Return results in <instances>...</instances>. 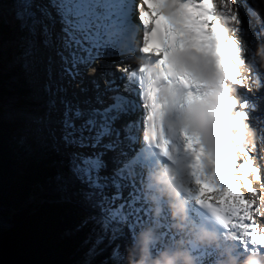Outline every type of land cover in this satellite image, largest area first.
<instances>
[{"label": "snow or ice", "instance_id": "6c2138e0", "mask_svg": "<svg viewBox=\"0 0 264 264\" xmlns=\"http://www.w3.org/2000/svg\"><path fill=\"white\" fill-rule=\"evenodd\" d=\"M17 2L19 8L14 19L22 34L19 46L26 72L43 66L51 81L58 64L60 80L66 81L56 87L50 82L44 87V96L33 97L42 101L41 112L33 118L36 131L51 141L54 151L63 150L71 176L96 198L95 206L102 213L99 222L105 232H111V239L124 235L125 228L133 239L137 228L148 219L144 170L150 171L156 162L167 161L172 166L170 170L179 176L187 170L191 182H182L180 186L203 215L225 233H236L243 252H264V231L257 222L258 217H264L260 216V206L248 199L244 191L253 197L259 196L252 174L264 182L261 175L264 157H260L262 165L257 167L252 153L241 149L249 158L236 163L233 169L236 174L224 173L211 158L200 134L184 123L189 105L206 102L210 95L206 82L198 74L199 69L211 63L217 69H232V60L243 54L242 46L234 39L228 40L222 49L216 42L222 23L235 25L237 36L245 34L244 21L233 13L228 0L219 8L213 0ZM134 16L138 17L139 24ZM138 32H142V39L135 45ZM7 47L0 22V91L5 68L3 54ZM124 51L138 52L144 62L135 68L123 69L119 78L108 73L103 88L100 81L92 79L91 88L79 89L83 99L75 92L69 98L70 85L78 80L83 84L87 70L97 60L123 55ZM117 79L126 83L121 86ZM242 84L240 81V87ZM90 91L93 95H88ZM129 94L141 101L145 145L131 156L125 146L137 139L133 135L136 126L124 118L135 111L137 103ZM239 98L241 114L251 120V112L257 105L240 95ZM223 138L228 142L226 135ZM176 139L191 158L186 165L180 158V144L174 143ZM260 142L264 144V130H261ZM153 157L160 159L154 161ZM63 185L66 191L67 182ZM205 185L216 190L213 199L206 197ZM102 240L103 237L98 238L97 244ZM193 251L201 264H207L205 257L213 256L210 250L194 248ZM111 255L122 259L118 246Z\"/></svg>", "mask_w": 264, "mask_h": 264}, {"label": "trees", "instance_id": "16d2710c", "mask_svg": "<svg viewBox=\"0 0 264 264\" xmlns=\"http://www.w3.org/2000/svg\"><path fill=\"white\" fill-rule=\"evenodd\" d=\"M7 3L18 10L17 0ZM14 17L11 23L0 16L8 44L21 37ZM20 50L17 46L12 56L20 58ZM3 62V87L14 76L19 80L15 86L20 87L13 92L2 88L0 102L11 94L15 99L11 109L38 115L41 111L35 108L41 104L33 98L32 88L36 79H27L22 61L13 66L9 53ZM25 129L18 122L3 121L0 131V264H127L125 256L117 260L111 255L118 245L111 246L110 240L97 244L104 236L100 208L98 216L84 217L64 190L63 175L71 173L63 150L54 151L44 137L25 141ZM76 191L88 206L96 203L89 190Z\"/></svg>", "mask_w": 264, "mask_h": 264}, {"label": "clouds", "instance_id": "9594fccd", "mask_svg": "<svg viewBox=\"0 0 264 264\" xmlns=\"http://www.w3.org/2000/svg\"><path fill=\"white\" fill-rule=\"evenodd\" d=\"M223 2L224 0H217V7L222 6ZM228 2L233 13L239 15L238 0ZM257 4L255 9L257 23H264V0H257ZM230 39L236 40L242 46L244 50L242 56L232 60V69H217L215 63L199 69L198 74L206 82V90L210 95L206 102L189 105L184 123L200 134L205 148L220 166V170L233 175L236 174L233 172L236 163L246 157L241 149L255 150L258 142L257 129L241 114L238 107L241 104L238 89L240 81L243 82L242 87L249 91L264 87V82H261L253 71L254 63L264 68V40L259 41L256 48L251 50L252 56L255 57L253 62L248 59L250 51L248 43L243 37L236 35L235 25L222 23L217 33V45L222 49ZM135 59L138 64L144 62L143 56H137ZM221 83L224 87H220ZM225 135L228 142L223 138ZM173 176L177 179L173 180ZM179 179L180 176L170 168L162 169L153 175L154 182L162 186V192L169 197L173 218L177 220L174 227L185 234L190 230L193 239L199 244L220 249L223 258L218 260L217 264H264V253L249 254L241 260L239 256L233 254L237 251L236 245L234 243L226 245L217 232L209 231L207 228L189 229L186 203L181 198L178 187ZM252 182L258 185L257 191L260 195L253 197L249 193L248 199L255 200L260 209H264V182L256 180L255 174H252ZM260 216L264 217V210L260 211ZM261 231H264V226L261 227ZM154 238L151 229L141 232L137 244L129 249L127 264H197L196 257L187 247L189 241L184 238L176 242L174 249L166 247L159 256L153 257L151 245ZM228 240L234 241V237L230 236Z\"/></svg>", "mask_w": 264, "mask_h": 264}, {"label": "rangeland", "instance_id": "374dc122", "mask_svg": "<svg viewBox=\"0 0 264 264\" xmlns=\"http://www.w3.org/2000/svg\"><path fill=\"white\" fill-rule=\"evenodd\" d=\"M1 8L4 9V11H5L4 13L1 11ZM1 8H0V16L4 17L5 19H7L8 21H10L12 23L13 22V15L16 12L15 9L12 8L11 6H9V4L7 3V0L6 1L5 0L3 1V4L1 5ZM134 17H133L134 18V21L137 22L136 16H134ZM20 35L22 36V34H20ZM135 39H136V41H139L140 42V38L138 39L135 36ZM20 40H21V37L18 38V40L15 41L14 43L8 44V47H7L6 51L3 54V57H5L9 53V55L12 57V60H13V66H18L20 64V62L22 61L21 56H20V58H17V57H13L12 56V55L15 54V51L17 50V46L20 45ZM139 42L137 44H135V45H138ZM131 52L132 53L126 58V60L127 61H131L132 64H133V63L136 62V59L135 58L138 56V54L135 51H131ZM253 59H255V58H253ZM117 62H118V60L114 61L113 65H115V63H117ZM38 67L34 68L31 73H28V72L26 73L25 76L27 77L28 80H29V78H32V77L37 80L40 77L39 74L41 72V68L38 69ZM102 67H106V66L105 65H102ZM102 67L99 66L98 68H95L93 71H91L89 74L87 73L85 75L83 84L80 83L79 80L76 81V82H73L70 85V87H69V92H68L69 97L71 98L72 97V93L75 92V91H77L78 89H80L81 86L88 87L89 84H90V81L92 80L91 77L93 76V74H97V80L100 81V75H102V74L104 75V72L102 71ZM256 73H257L256 77H258V79L261 82H264V68L259 67V69H257ZM41 74L44 75L46 73H43V71H42ZM118 74L119 75H122V73H120V71H117V73H115V76L118 77L119 76ZM23 76L24 75L22 74L21 77H19L20 81H22ZM98 77H99V79H98ZM41 80L44 82L43 79H41ZM17 82L19 84L18 77L14 76V78H12L11 80H6L5 87H3V88L6 89V90H8V91H10V92H13L15 89H17V88L20 87V85L18 87L15 86V85H17ZM22 82H21V86H23ZM48 83L49 82H45L44 85H40V84L39 85L38 84L32 85V88L33 89L35 88V94H36L35 96H37V95L38 96H44L45 95V93H44V87ZM100 83H101V87L102 86L104 87V85L107 83V81H104L103 83L101 81ZM241 88L244 89L243 87H241ZM244 90L245 91H243V92H245V94L246 93H249V95L248 96L245 95L244 98L245 99H248L249 101L251 100L253 102H257V107H258L257 109L264 111V87H261L259 89H255L254 88L253 91H251V92L248 91L246 88ZM90 93H91V95H93V93L91 91H90ZM10 95H7L5 97V99H3V102H0V105H2V118H3V121H6V123H9V122H18V123H20L22 125H25V127H26V129H25V141H27V142H33V139L34 138H35V140H38V139L39 140H42L43 137H41L40 135H38V133L36 131L37 125L35 124L34 119H33L35 116L34 115H31V114H27V113H22V112L19 113L20 111H17L16 109H13V108L11 109V106H13V102H15V99H13V96L12 95L10 96ZM79 96L84 97V95L83 94H80V93H79ZM36 100H37L36 102H39L40 104H42V101H40L38 99H36ZM137 107H139L138 104H137ZM137 107H136V109H137ZM35 109L38 112L41 111V107L40 108H37L36 107ZM259 117H261V119L264 120V113H261L259 115ZM124 119H130V118L126 117ZM250 123L254 127L253 121H250ZM262 130H264V129H262ZM260 143L261 142H259V145H258V148H257V152H258L257 158L258 159L260 157H264V144H262V143L260 144ZM256 165L258 167H261L260 166L261 164L259 162H257ZM66 181L71 184V185H67V192L73 197V201L72 202H74L73 203L74 206H76L77 207V210H79L78 212L81 213L84 217H86L87 214L90 217H93V216L96 217V216H98L99 215V211H100L98 209V207H96L95 204H91L90 205L91 207L88 206L85 203V201H83L82 199H80L78 197V193L76 191L77 189H83V190H89V189L85 185L81 184L79 181L75 180L70 174H67V173H65L63 175V182H66ZM257 187H258V185H257ZM244 191H245L246 196H248L249 194L247 193V191L246 190H244ZM69 194H68V196H69ZM259 195H260V193H259ZM69 201H70V198H69ZM261 210H263V209H260V211ZM257 222H258L260 228L262 226H264V219H261V218L258 217L257 218ZM124 230L127 231L128 241H126L125 239H123V237H124L123 235L122 236H119L115 240H112L111 239V235H112L111 232H105V230L103 229L102 232H103V235L104 236H103L102 242H107V241L110 240V243L109 244H111V245L112 244L113 245H118L121 248L120 252L122 253V257L125 256L128 259L129 249L131 247H133L134 245L137 244L139 236L136 235V237L134 236L133 239H132L131 236L128 233L129 230L127 228H125ZM114 243H116V244H114ZM103 249L105 250V247ZM151 250H152L153 257L159 256V254L162 252L161 250L155 249L154 248V245L151 246ZM261 253H264V252H261ZM137 258H138V256H137ZM113 259H116V258L113 257ZM84 264H86V262H84Z\"/></svg>", "mask_w": 264, "mask_h": 264}, {"label": "bare ground", "instance_id": "6f19581e", "mask_svg": "<svg viewBox=\"0 0 264 264\" xmlns=\"http://www.w3.org/2000/svg\"><path fill=\"white\" fill-rule=\"evenodd\" d=\"M3 1L4 0H0V4L2 5L3 4ZM6 1V0H5ZM213 2L216 4L217 3V0H213ZM238 4H239V15L242 17L244 23L242 25L243 29L245 30V34L241 35V37H243V39L245 41H247L248 43V46H249V53H248V59L249 60H252L253 62L255 61V58L254 56H252V51L251 50H254L257 46V43L261 40H264V23H257V20H256V12H255V9L256 7L258 6L257 4V0H238ZM1 5H0V8H1ZM222 7V6H220ZM249 9L252 10V12L250 13L249 12ZM1 11L4 13V9L1 8ZM135 18V17H134ZM133 18V19H134ZM136 20H137V24H139V21H138V17L136 16ZM136 37L139 39L140 38V41L142 39V32H138ZM139 41H136L135 39V44H137ZM136 52V51H135ZM132 52H129L127 53V51H124L123 55H116L115 57H119L120 59L118 60L117 63H115V65L112 64V67L108 68L107 70L109 71V73H112L114 74L115 76V73H117V71H120V73H123V69L131 66L132 67V62L131 61H127L126 58L131 54ZM138 54V56H140V54L138 52H136ZM134 59V58H133ZM134 61V60H133ZM101 67L102 65H108L107 63L105 62H99V64ZM97 65V66H98ZM259 67H261L259 64H255L254 63V67H253V71L255 73V76L257 75L256 71L257 69H259ZM41 68V72L39 74V78L40 79H43L44 80V83L45 82H51L53 87H56L58 84L60 83H66V81H61L60 80V77H59V67H58V64L57 66L55 67L54 71H53V74H52V78H51V81H49V77H48V74L47 72L45 71V69L43 68V66H39L38 69ZM116 68V69H115ZM103 69V67H102ZM119 69V70H118ZM116 70V71H115ZM46 73L44 75H42L41 73ZM92 70H89L88 71V74L91 72ZM259 71V70H258ZM87 74V72H86ZM119 75V74H118ZM101 76L100 75V82L102 81V83L104 81H107L108 80V74H104V78L101 79ZM117 77V76H115ZM121 77V75H119L117 78ZM38 78V77H37ZM258 78V77H257ZM91 79H96L97 80V74H93V76L91 77ZM99 79V77H98ZM99 81V80H98ZM126 83L125 80H122V79H117V84L123 86L124 84ZM81 87H85V86H81ZM89 88H91V83L89 84L88 86ZM136 86L133 85V88H135ZM103 88V86H102ZM244 88V87H243ZM245 89V88H244ZM244 89H242L241 87L238 89V92H239V95L240 96H243V98L245 97V95H249V93H246L243 92L245 91ZM77 90V89H76ZM256 91V90H255ZM251 92V91H250ZM75 93L79 96V89L77 91H75ZM88 95H91V93L89 92ZM130 95V94H129ZM137 98V96H133V99L134 98ZM70 98V97H69ZM80 99H83L84 97H81L79 96ZM138 99V98H137ZM139 101V100H138ZM250 103H253V101L250 100ZM256 105H257V102H254ZM258 108V107H257ZM256 108V110L254 112H251V116H252V119L250 121H253L254 123V127L257 129L258 131V142H257V145H256V148L255 150H249L251 153H252V156L251 158L253 159L255 165L257 162H259L261 165H262V161L261 159L257 158V148H258V145H259V142H260V135H261V130L264 129V120L261 119V117H259V115L261 113H264V111L262 110H258ZM261 108V107H260ZM251 111V109H249ZM131 116L130 119H125L126 121L129 120V122H132L134 123V125L136 127H134L133 129V132H135L138 128L139 131H140V137H141V127H142V118H143V110L141 111V107H137V109L133 112H130L129 114ZM141 143V138L138 140V139H135L133 141V144L134 146L136 145H139ZM261 144V143H260ZM130 145H131V142H130ZM110 156L112 155L111 153L109 154ZM249 157L246 156V157H243L241 158L238 162H242L246 159H248ZM260 165V166H261ZM257 166V165H256ZM111 170V165H110V168H109V171ZM237 175H239V173H237ZM262 177H264V171H262L261 173ZM67 182V181H66ZM68 184L67 185H71L69 182H67ZM254 187L257 189V184L253 183ZM208 186V185H206ZM62 191V190H61ZM258 193H260L258 191ZM184 200V199H183ZM264 210V209H263ZM142 226H139L137 228V231H136V235L137 236H140L141 232H144V231H147L146 228H141ZM123 239H125L126 241H128V235H127V231L124 230V235H123ZM160 245L163 246L162 248V251L165 250L166 247H172L173 249L175 248L176 245L174 244H169V243H166L165 241H161L159 243ZM212 250H213V259H214V256L217 254V252H214V248H216L215 246H211L210 247ZM217 261L214 260V263H216Z\"/></svg>", "mask_w": 264, "mask_h": 264}]
</instances>
